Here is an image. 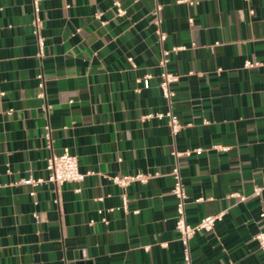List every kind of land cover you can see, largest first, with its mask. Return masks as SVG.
<instances>
[{
    "label": "crops",
    "instance_id": "0c3cea01",
    "mask_svg": "<svg viewBox=\"0 0 264 264\" xmlns=\"http://www.w3.org/2000/svg\"><path fill=\"white\" fill-rule=\"evenodd\" d=\"M192 1L40 0L38 56L30 0H0V264H182L170 192L176 163L188 222L222 212L190 239L193 263L264 264L255 238L264 188L253 194L264 177V0ZM175 46L184 48L168 55L178 75L169 104L159 61ZM145 74L147 84L136 83ZM169 106L182 125L175 135L165 118H143ZM64 148L93 173L58 190L20 182L45 177L47 157ZM138 172L150 177L125 190L107 177ZM99 208L111 209L107 224Z\"/></svg>",
    "mask_w": 264,
    "mask_h": 264
},
{
    "label": "built area",
    "instance_id": "2783aa9c",
    "mask_svg": "<svg viewBox=\"0 0 264 264\" xmlns=\"http://www.w3.org/2000/svg\"><path fill=\"white\" fill-rule=\"evenodd\" d=\"M184 2H188L189 4H192V0H182ZM40 0H30L31 6H32V34L34 35L37 45H38V56L42 55L43 50V37L41 35V27H42V21L39 16L40 6H39ZM114 6L116 7V12L118 15H123L125 13V10H123L120 7V4L118 1L113 2ZM161 9V5L157 4L153 14L155 16L154 23L156 25V33L160 40H164L166 37V34L160 30V23L161 18L159 17V11ZM96 16H99V14H96ZM184 46H175L172 47L171 50H163L162 56L159 61V65L162 67L159 76H160V82H159V88L161 91L162 96L168 101V103H171V99L174 96V91L171 89L170 85L178 80V75L170 72L166 68L168 55L171 51L183 49ZM128 61L132 63V58L129 57ZM258 64L252 63L250 61L245 62V66H253ZM134 66V64L132 63ZM37 86L39 88V92L37 94L38 97L44 99V82H43V76L41 73L37 74ZM151 77L150 74H145L142 77H138L135 79L136 83L143 82L145 85L147 84L149 78ZM135 91H139V88H135ZM50 108L49 105L44 104L43 109L47 110ZM148 117H156L158 119L165 118L166 125L172 135L177 134V132L181 128V123L179 122L177 116L172 112L171 107L169 106V109L166 112H156L154 114H147L144 115L143 118ZM207 122L206 120L204 121ZM44 139L46 141V146L48 148H51V135L49 126H44ZM202 151L201 148H195L193 150H187L182 153H178L175 150L172 151V154L174 156H180L182 154L189 156L192 152L200 153ZM45 170L47 171V175L45 177H39L34 178L32 176H29L27 178H24L20 180V182L24 184H30L32 186H37L38 184H41L43 182H49L54 185L56 190H58L59 186L62 185L64 182H81L86 175L92 174V171L87 172H81L78 168V159L77 156L69 151L68 148H64L60 153H51L47 159H46V165ZM170 175L173 178V185L171 187V194L175 197L176 205V216H175V229L178 233V240L181 245L182 250V264H194L189 241L192 238V236L197 231H211L215 225V222L217 220H220L222 218V212L215 214V215H207L201 218L197 223L191 224L188 222L185 212V204L187 199V194L185 191V188L182 183L179 166L176 163L172 169L170 170ZM108 179L115 185L122 188V190H125V188L134 181H139L141 183H145L147 179L150 177V174H143V173H135V174H116V175H109L107 176ZM264 188V177L261 179V182L254 186L253 188V194L254 195H260L262 189ZM76 191H79V188L75 189ZM31 195L34 194V191L32 190L30 192ZM233 196L238 197L240 200H244L245 196L240 193H233ZM121 207L123 210H128V198L125 191L121 192ZM102 198H97V200H101ZM202 198H197L196 201H200ZM55 202L58 200L55 199ZM111 209L104 210L102 208H99L97 212L101 214V221L104 224H107L108 219L103 215L104 211H110ZM134 213H137L138 210H134ZM33 216L35 219L38 218L36 213H33ZM259 217L264 221V202L261 203V208L259 212ZM94 222V220H90V223ZM258 247L264 252V229L259 230L255 235Z\"/></svg>",
    "mask_w": 264,
    "mask_h": 264
},
{
    "label": "water",
    "instance_id": "95a60500",
    "mask_svg": "<svg viewBox=\"0 0 264 264\" xmlns=\"http://www.w3.org/2000/svg\"><path fill=\"white\" fill-rule=\"evenodd\" d=\"M78 264H82V263H78ZM83 264H90V262L89 261H86Z\"/></svg>",
    "mask_w": 264,
    "mask_h": 264
}]
</instances>
